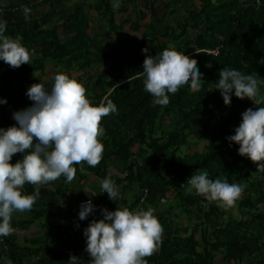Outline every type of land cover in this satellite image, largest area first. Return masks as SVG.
<instances>
[{"label":"trees","instance_id":"trees-1","mask_svg":"<svg viewBox=\"0 0 264 264\" xmlns=\"http://www.w3.org/2000/svg\"><path fill=\"white\" fill-rule=\"evenodd\" d=\"M116 1L94 0L89 4L23 0L4 5L0 20L6 22L5 34L22 36L23 45L34 58L31 64L15 69L0 61V99L7 100L0 104V127H10L9 113L18 111L20 93L25 98L23 107L27 108L33 103L26 95L32 84L51 86L52 80L45 82L36 75L45 70L48 60L68 72L75 68L86 72L90 78L84 88L90 103L99 105L111 100L118 113L101 121V162L94 168L86 163L74 165L72 182L84 180L88 174L103 180L109 177L118 186L119 196L113 201L107 193L83 196L79 192L75 206L80 200L92 199L97 206L95 215L79 219L68 227L70 230L57 224L47 225L44 235L34 244H21L13 232L0 237L4 240L0 242V264H69L73 255L79 258L78 264H89L91 258L82 246L86 243L84 229L93 219L103 218L101 209L155 211L167 204L171 205L167 215L161 212L156 217L163 228L161 242L154 254L144 258L146 264H264V172H258L256 163L240 156L239 145L227 139L235 134L243 112L264 107V103L255 105L233 94L228 106L215 89L221 69L232 68L260 81L259 95L264 96V0H119V7ZM22 4L30 9L27 20L19 8ZM44 6L47 10L38 13ZM179 8L185 10L181 18L175 17ZM162 12L170 17L163 28L159 26ZM96 20L99 21L95 27ZM125 26L134 32V49L121 53L115 43L106 49V39L102 38ZM145 48L147 53L142 51ZM217 48V55L209 52ZM165 49L178 50L195 60L203 80L199 90L184 87L170 95L169 105L162 107L154 105L153 97L144 90L143 62L147 56ZM96 64L108 69L92 73ZM191 138L205 140V151L180 154ZM22 155L15 154L12 163ZM112 164L121 166L122 177L109 175ZM197 171H207L212 180L219 178L243 188L234 203L237 213L233 205L220 207L190 190L187 180ZM58 180L68 184L63 178ZM46 186L40 188L33 217L16 220L12 214L13 228L30 226L49 214L53 204H59ZM146 189L147 199L140 204ZM33 190L31 184L24 186L27 194ZM135 190V198L129 201L126 194ZM175 205L191 220L192 229L173 230L176 219L171 211ZM74 226L79 228L78 233L74 232L78 243L67 251L72 243L69 231ZM61 237H65V248L47 246ZM219 254L222 263L216 262Z\"/></svg>","mask_w":264,"mask_h":264},{"label":"clouds","instance_id":"clouds-1","mask_svg":"<svg viewBox=\"0 0 264 264\" xmlns=\"http://www.w3.org/2000/svg\"><path fill=\"white\" fill-rule=\"evenodd\" d=\"M23 12L25 19H29L30 9L25 6ZM6 30V22L0 20V61L13 69L31 64V52L23 45V37L8 36ZM142 51L147 53L148 49ZM143 75L144 90L153 97L154 105L162 107L169 105L170 95L184 87L199 90L203 80L196 61L175 49L147 56ZM51 80L50 87L40 82L32 84L26 92L32 105L13 113L15 125L0 127V237L12 233L14 212L32 209L42 186L60 178L71 182L76 164L86 163L94 168L101 162L104 152L99 139L104 135L101 121L118 113L111 100L99 105L90 103L83 85L67 74L56 73ZM215 89L228 106L233 94L255 105L264 103V96L259 95L260 81L236 69L222 68ZM6 103V99H0V104ZM234 133L227 139L239 145L238 154L256 163L258 172H264V107L243 112ZM18 153L23 154L22 158L13 164V156ZM26 184L33 186V193L24 192ZM187 184L207 201L225 208L243 193L240 185L219 178L212 180L207 171L195 172ZM100 187L110 200L118 198L119 188L111 178L101 181ZM96 207L91 199L82 203L80 220L88 218ZM101 212L103 218L93 219L84 229L89 264H146L144 258L158 250L163 236L153 210L118 207L115 211L103 208ZM78 260L73 255L69 264H78Z\"/></svg>","mask_w":264,"mask_h":264},{"label":"crops","instance_id":"crops-1","mask_svg":"<svg viewBox=\"0 0 264 264\" xmlns=\"http://www.w3.org/2000/svg\"><path fill=\"white\" fill-rule=\"evenodd\" d=\"M73 3L74 2H85V3H89L92 4L94 2V0H71ZM16 3V2H23V0H0V5H6V4H10V3ZM47 10V6L41 7L38 9V13H42L44 11ZM129 12H131V9L129 8ZM91 13L94 15L95 11L91 10ZM97 21V22H96ZM94 22V26L98 25V21L96 20ZM57 24H61L62 22H56ZM93 26V27H94ZM96 27V26H95ZM63 31H61L60 34H62ZM132 35H134L133 30L128 27L125 26V28H123L122 30H120L118 33H115L114 35H109V36H113L111 38H115L116 43L120 48L121 45H124V37L127 36V40H131ZM108 36V39H109ZM102 39H107V38H102ZM118 39V40H117ZM114 40V39H113ZM114 40V42H115ZM106 41V40H105ZM119 41H121L119 43ZM128 41V43H129ZM131 51V50H128ZM81 64V63H80ZM61 66H59L57 64V62L53 61V60H48L46 62V68L45 70L41 73V75H39L42 80H44L45 82L51 81V77L56 74V72L58 70H61ZM105 69H108L107 67L101 65L100 64H96L94 66V69H92V73H96L98 70L99 71H104ZM62 73V71H61ZM64 74L69 75L70 77H72L75 80H79V82L83 85L87 83L88 81V77L90 78L89 74H87L86 72L79 70L78 68L71 70L70 72H63ZM22 92V91H21ZM22 94L18 95V99L22 98ZM17 108L18 111L25 109V107H19V103L17 104ZM13 113L14 112H10L9 113V117L10 119H13ZM108 173L110 176L113 177H117L123 176L122 173V168L121 166L112 164L109 167ZM101 181H103V179L98 178L97 176L93 175V174H88L86 176V178L84 180L78 181L77 179H75L73 182H68V184H64L62 181H55L53 183H50L49 185H47L46 187L48 188V190H50L53 193V196L57 199H59V204L58 205H54L53 204V209L52 211L45 215L41 220L35 221L33 222L30 226L28 227H22L21 225L17 226L15 225L12 229H13V233L17 236V240L18 242H20L21 244H34L38 239H40L45 232L46 227L45 226H49L50 224H57L62 226L63 228H67L71 225L76 223L77 221H79V217H75V215H72V211L76 206V203L78 201V199L80 198V193H82L83 196H90V195H95L97 193L102 192L101 191ZM75 188V190H74ZM77 190V191H76ZM95 192V193H93ZM33 193V192H32ZM93 193V194H92ZM127 197V195H126ZM128 199V198H127ZM129 200V199H128ZM130 201V200H129ZM165 206H161V208L159 210H155L154 215L156 217H158V215L163 212V210ZM174 209H172V216L174 217V219H176L175 222H172V226H173V230H176L179 228H188L190 226V224L192 223L191 220L187 217L184 216L181 212H179V207L178 205H175L173 207ZM32 209L34 210L35 208L32 207ZM32 209L30 211H25V213H30L28 215V218L33 217V212ZM178 213H181L182 215ZM16 212H14V216H15ZM27 218V219H28ZM25 218H16V220H24ZM17 223V222H16ZM19 224V223H18ZM70 230V229H69ZM185 229H182L181 233L182 235H184V231ZM71 231H76L78 233L79 228L78 226H74L71 227ZM75 232V233H76ZM76 235V234H75ZM79 235V234H78ZM66 245V241H65V237H61L56 239L55 241H53L52 243L48 244L47 246L53 249H60V248H65ZM217 263H222L223 262V257L222 255H218L217 259H216Z\"/></svg>","mask_w":264,"mask_h":264},{"label":"rangeland","instance_id":"rangeland-1","mask_svg":"<svg viewBox=\"0 0 264 264\" xmlns=\"http://www.w3.org/2000/svg\"><path fill=\"white\" fill-rule=\"evenodd\" d=\"M184 4L183 5H185L186 7H187V2L186 1H184L183 2ZM115 5H118V7L120 6V1L119 0H117L116 1V3H115ZM130 9H131V13H132V17H133V19L135 18L136 19V15L135 14H133V11H132V8L131 7H129ZM183 15H185V10L184 9H181V8H179V11L175 14V17H178V18H181V17H183ZM159 18H161L162 20L159 22V26L161 27V28H163L165 25H166V23H167V21H168V18H170L168 15H164V12H162V14H159ZM150 19V18H149ZM148 19V20H149ZM174 19V18H173ZM147 20V21H148ZM175 20V19H174ZM97 22V21H96ZM145 23V22H144ZM143 23V24H144ZM111 37H113V36H109V39L107 38L106 39V41H105V48L106 49H109L110 48V46H111V44L112 43H117L116 42V40H115V38H111ZM132 39L129 41V40H127V36H125L124 37V45L122 46L121 45V48H119V49H117L119 52H121V53H124L125 51H127V50H133L134 49V44H135V39L133 38V37H131ZM115 40V42H114V40ZM118 40V39H117ZM128 41H129V43H128ZM121 41H119V43H120ZM118 44V43H117ZM34 58V56H31V59H33ZM61 71H62V73L63 72H68V71H65V69H61V70H58L56 73H61ZM36 75L37 76H39V75H41V72H37L36 73ZM20 94H22V96H24L23 95V93H20ZM17 102L19 103V107H23V106H25V98L24 97H22V98H20V99H18L17 100ZM206 141L205 140H202V141H198L196 138H191L190 139V143H189V145H187V146H185V147H183L182 148V150H180V154H186V153H189V154H192V153H194V152H196V151H198V152H204L205 151V149H206ZM127 197L126 198H128L130 201L131 200H133L134 198H135V195H136V190L135 191H131V192H128L127 194ZM170 204H167V205H165V209L163 210V212L165 213V215H167V211H168V209L170 208ZM233 211H234V213H237L238 212V207H237V204H233ZM180 212L181 213H183L182 212V210L180 209ZM180 213V215H182ZM30 213H25V212H16V214H15V218H18V219H20V218H25V219H27L28 218V215H29ZM183 216V215H182ZM191 227V229H192V226H191V224H190V226H189V228ZM199 235H200V233L198 234V237H199Z\"/></svg>","mask_w":264,"mask_h":264},{"label":"built area","instance_id":"built-area-1","mask_svg":"<svg viewBox=\"0 0 264 264\" xmlns=\"http://www.w3.org/2000/svg\"><path fill=\"white\" fill-rule=\"evenodd\" d=\"M40 1H42V0H39V2ZM27 7V5H25V4H22L19 8L20 9H24V7ZM17 9V8H16ZM4 11H5V6L4 5H0V15H3V13H4ZM210 53H213V54H215V55H217L218 53H219V50H218V48L217 49H215V50H210L209 51ZM16 124V121L14 120V119H12L11 120V125L10 126H13V125H15ZM147 196H148V190L146 189L145 191H144V193H143V196L141 197V200H140V204H142V203H144L145 201H146V199H147ZM89 199H83V200H80L79 201V203L77 204V206L72 210V215H77L78 213H79V211H80V208H81V205H82V203H84V202H86V201H88ZM92 200V199H91ZM92 202H93V204L96 206V204H95V202L92 200ZM96 210H97V207H96ZM96 212V211H95ZM95 212L94 213H92V215H95ZM69 235L71 236V239H72V243L69 245V248L67 247L66 249H67V251L70 249L71 251L73 250V246H75V244H77L78 242L76 241V235H75V233H74V231H69ZM4 240L1 238L0 239V242H3ZM82 246H83V251L84 252H87L85 249H86V243H84V244H82ZM71 247H72V249H71Z\"/></svg>","mask_w":264,"mask_h":264}]
</instances>
